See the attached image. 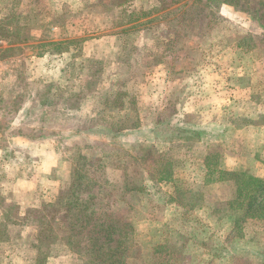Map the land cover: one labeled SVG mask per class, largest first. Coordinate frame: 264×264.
I'll use <instances>...</instances> for the list:
<instances>
[{"label":"rangeland","instance_id":"374dc122","mask_svg":"<svg viewBox=\"0 0 264 264\" xmlns=\"http://www.w3.org/2000/svg\"><path fill=\"white\" fill-rule=\"evenodd\" d=\"M216 1L0 0V264H97L124 219L142 261L172 242L162 264H264V220L212 211L219 169L264 176V20L240 10L264 0Z\"/></svg>","mask_w":264,"mask_h":264},{"label":"trees","instance_id":"16d2710c","mask_svg":"<svg viewBox=\"0 0 264 264\" xmlns=\"http://www.w3.org/2000/svg\"><path fill=\"white\" fill-rule=\"evenodd\" d=\"M217 3H225L232 6H236L239 4L238 0H217ZM247 6V5H245ZM257 8V7H256ZM253 7H240V10H243L246 13L256 12L258 17L264 20V3L260 4V6L256 9ZM218 16V15H217ZM215 15V18L217 17ZM257 17V18H258ZM259 19H254L256 25L261 26L262 29L261 34L264 35V26L258 22ZM229 42L234 41L232 45L236 49L240 47V50L247 49V51L252 48L256 44L254 38L250 36H231L229 37ZM244 51V50H243ZM235 56V55H234ZM240 57V55H239ZM241 58V57H240ZM239 58V59H240ZM106 104H109L108 102ZM146 157V155H145ZM149 161L154 158V163L152 162L151 168L155 171V175L159 173V180L162 181H170L173 177L170 175L169 169L171 168L170 163H164L162 161L163 155L158 156H151L148 153ZM79 159L82 161L84 160V156L82 153H79ZM206 168L208 172L212 171V168L208 166L206 163ZM219 177L217 180L228 179L231 180L234 185L233 189L234 192L232 193L231 197L228 200H225L220 203H214L212 205V211L217 219L227 218L226 223H230L231 231L240 234L242 224L247 219H257V220H264V176L259 177L251 173L245 172H227L225 170L219 169ZM86 169V161L81 162V164L76 165L74 167V174H73V182L71 184V191H76L80 189V186L83 184V187L90 188L92 184V180L89 179V173ZM216 172V169H215ZM85 180H84V179ZM129 188L126 190L131 189L133 186L132 183L129 181L128 183ZM135 188V187H134ZM69 193V195H70ZM192 196V194H189ZM185 196L192 201V197L188 195H183L182 193H177V198L175 197L172 201H176V199L182 200V197ZM173 198V197H172ZM185 198V199H186ZM61 198H58V203H60ZM184 199V200H185ZM177 202V201H176ZM178 203V202H177ZM48 207L52 206L47 205ZM44 207H46L44 205ZM81 215V213H80ZM75 218L77 216L74 215ZM99 221V220H96ZM114 223H100L99 228L105 237L104 241L100 243L97 238L91 239V244L94 245L95 251L91 250L93 253L96 252V260L94 263L97 264H130L127 258H124V254L131 250V254L129 255L130 258L133 260L131 264H162L160 258H156V256H160L162 258H167L168 260L174 259L177 260L178 256H180L175 246H173L172 242H161L157 243L151 253L142 261L140 259V248H137L133 243V238L130 237V233L133 231L132 226H129V222L125 219L121 221V225L117 228L113 225ZM113 225V226H112ZM118 233V239L115 240V246L108 247L106 250L104 248V244L110 243V236L113 233ZM133 248H136L135 250ZM166 260V259H165Z\"/></svg>","mask_w":264,"mask_h":264}]
</instances>
